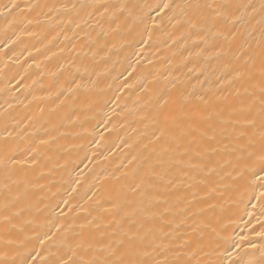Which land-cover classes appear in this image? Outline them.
Returning a JSON list of instances; mask_svg holds the SVG:
<instances>
[{"label": "bare ground", "instance_id": "6f19581e", "mask_svg": "<svg viewBox=\"0 0 264 264\" xmlns=\"http://www.w3.org/2000/svg\"><path fill=\"white\" fill-rule=\"evenodd\" d=\"M262 134L264 0H0V264H264Z\"/></svg>", "mask_w": 264, "mask_h": 264}, {"label": "snow or ice", "instance_id": "6c2138e0", "mask_svg": "<svg viewBox=\"0 0 264 264\" xmlns=\"http://www.w3.org/2000/svg\"><path fill=\"white\" fill-rule=\"evenodd\" d=\"M13 7H15V5H13ZM165 7H168V5H165ZM262 135H264V134H262ZM262 151H264V145H262ZM260 163L262 166H264V155H262L260 157ZM261 170L264 171V167H262ZM113 264H123V262L115 261V262H113ZM128 264H145V262L144 261H130V262H128Z\"/></svg>", "mask_w": 264, "mask_h": 264}]
</instances>
